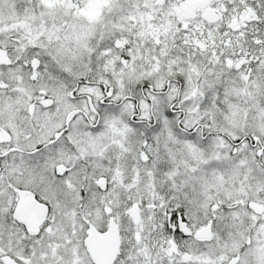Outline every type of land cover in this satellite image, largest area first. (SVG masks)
Segmentation results:
<instances>
[{
  "label": "snow or ice",
  "instance_id": "obj_1",
  "mask_svg": "<svg viewBox=\"0 0 264 264\" xmlns=\"http://www.w3.org/2000/svg\"><path fill=\"white\" fill-rule=\"evenodd\" d=\"M0 264H264V0H0Z\"/></svg>",
  "mask_w": 264,
  "mask_h": 264
}]
</instances>
